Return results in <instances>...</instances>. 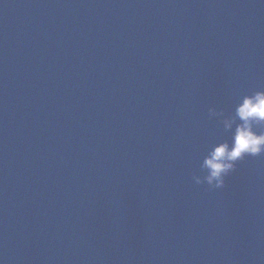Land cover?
Returning <instances> with one entry per match:
<instances>
[{
  "label": "water",
  "instance_id": "95a60500",
  "mask_svg": "<svg viewBox=\"0 0 264 264\" xmlns=\"http://www.w3.org/2000/svg\"><path fill=\"white\" fill-rule=\"evenodd\" d=\"M256 91L264 0H0V264H264Z\"/></svg>",
  "mask_w": 264,
  "mask_h": 264
},
{
  "label": "clouds",
  "instance_id": "9594fccd",
  "mask_svg": "<svg viewBox=\"0 0 264 264\" xmlns=\"http://www.w3.org/2000/svg\"><path fill=\"white\" fill-rule=\"evenodd\" d=\"M211 115H220L209 109ZM234 129L231 144L217 145L205 158L203 168L207 174L201 178L193 176L196 184L207 183L210 188H223L225 177L235 170L236 162L245 156L264 154V91L245 95L235 108ZM226 130L232 129V122L225 121ZM259 129V131H258Z\"/></svg>",
  "mask_w": 264,
  "mask_h": 264
}]
</instances>
